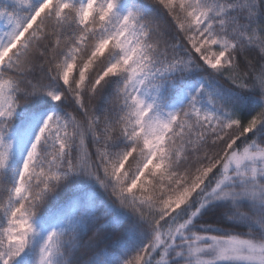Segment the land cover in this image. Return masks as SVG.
I'll use <instances>...</instances> for the list:
<instances>
[{
  "label": "snow or ice",
  "instance_id": "snow-or-ice-1",
  "mask_svg": "<svg viewBox=\"0 0 264 264\" xmlns=\"http://www.w3.org/2000/svg\"><path fill=\"white\" fill-rule=\"evenodd\" d=\"M0 264H264V0H0Z\"/></svg>",
  "mask_w": 264,
  "mask_h": 264
},
{
  "label": "trees",
  "instance_id": "trees-1",
  "mask_svg": "<svg viewBox=\"0 0 264 264\" xmlns=\"http://www.w3.org/2000/svg\"><path fill=\"white\" fill-rule=\"evenodd\" d=\"M3 30V28L2 27H0V31H2Z\"/></svg>",
  "mask_w": 264,
  "mask_h": 264
}]
</instances>
